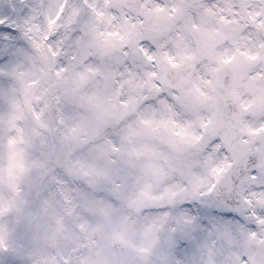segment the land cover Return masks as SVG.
Returning a JSON list of instances; mask_svg holds the SVG:
<instances>
[{
  "label": "snow or ice",
  "instance_id": "obj_1",
  "mask_svg": "<svg viewBox=\"0 0 264 264\" xmlns=\"http://www.w3.org/2000/svg\"><path fill=\"white\" fill-rule=\"evenodd\" d=\"M230 2L233 13H238L239 0ZM180 7V0H51L50 4L0 0V99L23 75L22 66L31 63L28 52L48 61V69L56 75L80 61V52L74 51V40L80 33L76 25L89 21L111 41L112 55L106 63L116 70V76L110 99L125 106L127 119L138 117L139 124L149 130L166 128L170 141L203 144L201 160L209 173L207 181L202 180L195 188L186 183V191L172 192L165 203L148 200L151 194L133 183L127 170L122 184L113 181L97 190L95 195L113 206L123 197L126 211L123 230L111 233L115 239L104 250L108 264H121V256L127 258V264H264V231L260 230L264 225V151L253 146L236 153L226 142L227 115L257 102L253 96L236 100L228 94L230 68L239 63L242 49L227 39L216 43L219 55L210 70H201L199 76L193 72L187 84H173V74L184 69L187 59L170 53L161 62L158 40L147 29L145 12L175 14ZM207 7L223 9L227 4L208 3ZM257 19L264 21V15ZM67 22L73 24V31L64 37ZM83 63L87 71L103 78L105 63L94 56L85 57ZM135 73L150 87L133 89L130 81L136 79ZM161 101L174 113L183 112L190 118L181 122L175 115H159ZM122 123L109 125L114 158L127 150L129 133L119 131ZM251 130L264 133V123L255 124ZM15 139L11 137L9 143ZM239 181L247 185L243 192L238 190ZM149 214H158L160 222L150 221ZM87 219L89 226L96 223L95 217ZM232 221L246 224L248 235L258 238L260 245L234 251L229 260H223L218 252L222 243L217 242L226 239ZM82 228L83 224L77 230ZM137 238L141 242L137 243ZM95 255L90 246L77 248L72 257L62 258L61 264L65 260L67 264H92ZM17 260L43 264L35 256H22L14 245L0 243V264H15Z\"/></svg>",
  "mask_w": 264,
  "mask_h": 264
},
{
  "label": "rangeland",
  "instance_id": "obj_2",
  "mask_svg": "<svg viewBox=\"0 0 264 264\" xmlns=\"http://www.w3.org/2000/svg\"><path fill=\"white\" fill-rule=\"evenodd\" d=\"M185 1L191 2V0ZM41 3L50 4L51 0H41ZM181 3L182 0H180ZM165 14L167 12H145L147 29L158 40L161 62L170 53L179 58L177 52H180V57L194 59L197 47L194 48L190 43L187 45L182 39L176 37L173 17H166ZM217 18L220 19L218 28L214 31L200 28V37L195 41L199 45L200 38H206L203 48H199L198 57L202 58V63L197 76L201 70H210L213 62L217 61L219 50L215 47L216 43L227 39L231 45L236 47L240 45L236 29L231 25L233 20L229 21L226 17H223L224 19ZM221 26L230 28L235 33L232 36L227 35L226 30ZM76 27L80 29V33L75 37L74 51L80 52L81 60L71 64L69 75L59 77L53 83L59 84L63 89L64 96L81 109L77 116L80 119L84 135L78 140V143L89 144L90 154L81 157L76 162L78 171L77 169H72V171L82 175L86 186H76L75 196L66 193L65 203L61 206L53 207L52 201L48 197H45L40 206L35 209L26 210L23 203L17 206L16 222L19 223L26 219L30 224H33L39 221V223H35L32 238L37 241L43 240L47 247L37 246L24 253L21 246H14L22 256H35L45 260L46 249L52 252L67 250L71 254V251L85 245L90 246L92 251L96 250L92 264H108L104 250L107 249L108 242L115 238L111 233L123 230V218L126 211L123 197L118 206H113L110 201H101L95 195L97 190L110 186L113 181L122 184L127 170L132 182L145 187L151 194L148 200L165 203L168 202L165 197L170 196L172 192L186 191V183L195 188L202 180L207 181L209 173L203 169L201 160L203 144L193 145L185 140L170 141L166 128L159 127L149 130L139 124L138 117L127 119L125 106L114 99H112V115L109 118L104 116L106 99L110 98L112 81L116 76V70L111 64L106 63V58L112 55L111 41L89 21H82ZM72 31L73 24L71 22L63 25L64 37L70 35ZM37 34L39 38V30H37ZM247 44L251 46L249 52L252 53L255 42L250 41ZM225 47L230 50L228 45ZM26 55L31 61L27 65L26 71L38 73L44 79H48L54 74L47 67L48 61L38 54L33 55L28 52ZM88 56L97 57L102 63H105L103 78L94 72L87 71V65L83 63V60ZM258 66L257 63L252 64L245 58L239 59V63L233 65L235 70L233 86L239 99L253 96L257 101L252 107L245 109L240 127L244 138L247 136L246 146L248 148L254 146L264 151V133L251 130L255 124L264 123V79H260L261 76L257 71ZM247 70H252V73H248ZM135 75L136 79L130 81V86L133 89L150 87L139 78V73H135ZM16 92L17 84L15 83L9 94L2 98L12 109L20 106ZM157 112L162 116L176 115L164 101H161ZM5 115L0 111V123L3 122ZM121 120L123 123L120 125L119 131L129 133L127 150L124 152V156L118 154L114 158L109 146V135L111 134L109 125ZM256 141L259 143L255 144ZM213 155H215V150H213ZM217 158H222V154ZM53 179L58 180L57 177H53ZM120 184L117 185V188L120 187ZM246 187L245 184L243 191L246 190ZM161 193L164 195L161 196ZM2 196L3 191L0 189V197ZM89 216L96 218V223L91 226L87 219ZM149 219L159 223L161 218L158 214H149ZM81 224L84 225V228L80 229L83 234L77 230ZM260 230L264 231V225L260 226ZM249 231L246 224L239 221L230 222L226 239L223 242H217L218 244L222 243V247L218 249L221 259L229 260L234 251H242L249 246H256L258 238L250 237ZM0 233L8 234L7 224L0 223ZM129 238L131 239V237ZM136 242L139 243L141 240L137 238ZM91 246L95 247L91 248ZM130 247L131 245H129ZM121 264H127L126 257H121Z\"/></svg>",
  "mask_w": 264,
  "mask_h": 264
},
{
  "label": "clouds",
  "instance_id": "obj_3",
  "mask_svg": "<svg viewBox=\"0 0 264 264\" xmlns=\"http://www.w3.org/2000/svg\"><path fill=\"white\" fill-rule=\"evenodd\" d=\"M26 68L27 65L22 66L23 76L16 81L20 106L12 109L0 99V111L6 114L0 123V189L3 191L0 223L8 226L7 235L0 233V243L21 246L24 253L47 245L32 238L35 223L39 221L16 222L17 206L23 203L26 210L35 209L45 197L51 199L53 207L63 205L66 193L75 196L76 186H86L82 175L72 169L78 171L76 162L90 154L89 144L78 143L84 135L77 116L81 109L64 96L59 84L53 83L69 75L70 70L44 79ZM175 118L186 122L189 116L181 112ZM11 137L16 138L14 143H9ZM15 264H27V261L17 260Z\"/></svg>",
  "mask_w": 264,
  "mask_h": 264
},
{
  "label": "water",
  "instance_id": "obj_4",
  "mask_svg": "<svg viewBox=\"0 0 264 264\" xmlns=\"http://www.w3.org/2000/svg\"><path fill=\"white\" fill-rule=\"evenodd\" d=\"M235 118V114L233 113H229V118H228V120L226 121V125L227 124H230L232 121H233V119ZM238 153V152H237ZM230 183V182H229ZM240 183H241V181H239L238 182V185H237V187H238V190H239V186H240Z\"/></svg>",
  "mask_w": 264,
  "mask_h": 264
}]
</instances>
